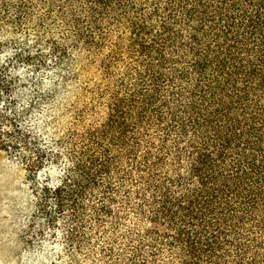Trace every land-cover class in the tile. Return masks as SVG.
Segmentation results:
<instances>
[{
    "label": "trees",
    "instance_id": "16d2710c",
    "mask_svg": "<svg viewBox=\"0 0 264 264\" xmlns=\"http://www.w3.org/2000/svg\"><path fill=\"white\" fill-rule=\"evenodd\" d=\"M16 264H264V0H0Z\"/></svg>",
    "mask_w": 264,
    "mask_h": 264
},
{
    "label": "rangeland",
    "instance_id": "374dc122",
    "mask_svg": "<svg viewBox=\"0 0 264 264\" xmlns=\"http://www.w3.org/2000/svg\"><path fill=\"white\" fill-rule=\"evenodd\" d=\"M16 166L0 151V264H16V228L27 192Z\"/></svg>",
    "mask_w": 264,
    "mask_h": 264
}]
</instances>
